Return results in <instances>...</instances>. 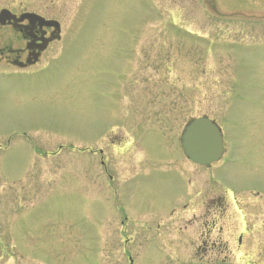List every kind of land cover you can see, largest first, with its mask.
Wrapping results in <instances>:
<instances>
[{"label":"rangeland","instance_id":"obj_1","mask_svg":"<svg viewBox=\"0 0 264 264\" xmlns=\"http://www.w3.org/2000/svg\"><path fill=\"white\" fill-rule=\"evenodd\" d=\"M211 2L0 0L62 32L36 67L0 54V264H129L104 170L123 175L147 142L172 149L203 116L225 138L212 173L233 221L227 258L264 264V0ZM9 45L22 40L0 28V51ZM109 130L132 147L116 152ZM136 187L166 190L155 175ZM121 199L136 220L165 213L140 191ZM137 252L135 264L190 262L157 244Z\"/></svg>","mask_w":264,"mask_h":264},{"label":"flooded vegetation","instance_id":"obj_2","mask_svg":"<svg viewBox=\"0 0 264 264\" xmlns=\"http://www.w3.org/2000/svg\"><path fill=\"white\" fill-rule=\"evenodd\" d=\"M24 13L15 15L20 16ZM27 27L30 29H25ZM7 28L13 29L21 38L22 45L15 48L9 45L1 50L0 54L6 57L4 60L9 65L22 70L39 65L51 45L61 41L55 40L45 46L53 30H41L38 26L32 28L26 21ZM28 62L32 65L27 66ZM117 132L109 130L104 133L105 137L117 138L118 145L115 151L119 152L121 147L124 150L132 147V143L129 144L127 140L123 142L124 137ZM148 136L147 134V140L150 138ZM181 137L182 134L173 142L172 149L169 144L164 143L165 141H162V146L153 143L152 147L147 142L144 147L146 152L143 154L145 158L135 156L136 162L131 160V166L123 175L114 176L108 173L107 168L104 170V177L109 179V192L114 198L113 208L116 213L114 218L120 220L119 229L114 230L112 234L115 232V238L124 241L129 264H135L134 255L138 253L137 250L143 251L147 245L156 248V244L159 249L163 248L164 251L173 249V252L181 254L183 259L190 261L178 264L229 262L227 254L230 252L229 244L234 232L230 228L233 221L228 216L229 202L227 196L222 193L223 190L226 192L223 188L224 184L216 174L212 173L216 170L212 169V166L198 167L185 157ZM103 154L104 150L99 148L97 155L103 157ZM182 157L190 167L181 166ZM101 164L104 165V162ZM150 175L160 177L166 190L157 195L142 192L136 187ZM198 180L205 183L203 188L197 187ZM138 191L142 197L148 196L157 204L163 202L162 211L165 213L154 214L152 217L143 216L144 218L137 220L130 216L127 208L131 205L128 203V206H125L121 196L130 193L134 197L138 195ZM137 204L144 205L143 201H138ZM238 245L240 248L244 246L242 235L239 236Z\"/></svg>","mask_w":264,"mask_h":264},{"label":"water","instance_id":"obj_3","mask_svg":"<svg viewBox=\"0 0 264 264\" xmlns=\"http://www.w3.org/2000/svg\"><path fill=\"white\" fill-rule=\"evenodd\" d=\"M24 21H28L32 28L38 26L40 29L48 28L54 30L52 38L45 43V46L50 41L60 39L61 26L57 21L46 20L36 14L30 13L23 14L17 18L8 10L0 11L1 27L7 25H13L15 27L16 24ZM25 29H30V27ZM181 144L186 158L200 167H207L219 162L224 154L222 132L216 123L208 117L191 121L183 131Z\"/></svg>","mask_w":264,"mask_h":264}]
</instances>
